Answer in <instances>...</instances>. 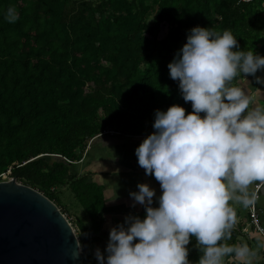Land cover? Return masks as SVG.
Instances as JSON below:
<instances>
[{"label":"trees","instance_id":"16d2710c","mask_svg":"<svg viewBox=\"0 0 264 264\" xmlns=\"http://www.w3.org/2000/svg\"><path fill=\"white\" fill-rule=\"evenodd\" d=\"M10 6L15 22L5 19ZM262 12L264 0H0V181L16 179L56 205L55 189L67 188L89 219L75 224L78 237L91 235L89 250L100 242L105 200L73 171L88 143L107 131L146 137L156 109L191 112L168 69L188 31L230 29L240 48L258 53ZM243 234L239 222L230 242ZM85 260L96 264L89 252Z\"/></svg>","mask_w":264,"mask_h":264},{"label":"clouds","instance_id":"9594fccd","mask_svg":"<svg viewBox=\"0 0 264 264\" xmlns=\"http://www.w3.org/2000/svg\"><path fill=\"white\" fill-rule=\"evenodd\" d=\"M5 19H18L14 6ZM168 69L192 111L180 104L155 110L154 131L135 155L161 193L149 183L129 193L145 214H128L110 228L107 255L95 250L98 264H259L264 226L253 243L230 241L238 207H254L264 185V103L237 79L264 84L256 75L264 72V55L240 48L230 29L195 26ZM193 237L201 253L195 262L189 260ZM77 247L81 253L79 240Z\"/></svg>","mask_w":264,"mask_h":264},{"label":"water","instance_id":"95a60500","mask_svg":"<svg viewBox=\"0 0 264 264\" xmlns=\"http://www.w3.org/2000/svg\"><path fill=\"white\" fill-rule=\"evenodd\" d=\"M89 238L80 253L53 202L16 179L0 181V264H86Z\"/></svg>","mask_w":264,"mask_h":264},{"label":"crops","instance_id":"0c3cea01","mask_svg":"<svg viewBox=\"0 0 264 264\" xmlns=\"http://www.w3.org/2000/svg\"><path fill=\"white\" fill-rule=\"evenodd\" d=\"M259 96L260 94L255 97L257 98L256 102L263 103L259 100ZM144 138L115 134L95 138L89 143V146L87 145L82 159L74 164V172L80 175H89L91 182L101 186L103 189L105 206L100 213V242L93 244L87 250L91 256L94 255V259H96L95 250L97 248L105 256L107 255L106 246L111 227L122 223L128 214L144 216L145 210L143 206L137 203L133 207L134 201L129 195L131 191H138V183H149L151 187L156 189L157 196L161 193L159 182L154 176L146 175L145 169L139 166L138 158L135 155L136 147L139 146ZM259 195L261 199L257 205L259 208L260 226H264V186L261 188ZM73 200L75 201V198ZM77 209V219L83 220L86 227H88L89 219L80 207H77ZM238 215L243 233L245 232L243 239L253 243L257 230L254 226L252 228L250 219L246 217L245 208L238 207Z\"/></svg>","mask_w":264,"mask_h":264},{"label":"rangeland","instance_id":"374dc122","mask_svg":"<svg viewBox=\"0 0 264 264\" xmlns=\"http://www.w3.org/2000/svg\"><path fill=\"white\" fill-rule=\"evenodd\" d=\"M261 16L262 17L264 16V12H262V15ZM165 34H166V27L163 26L160 29L158 38L159 39L164 38L165 37ZM258 53L261 54V55H264V46L261 47V49H260V51ZM256 75L257 76L264 77V72L258 71ZM239 81H240V83L243 86L246 87L245 88V91H247V88H250L252 90V92H253V94H254L255 97H258V94H260V96H259L260 99L259 98L258 99L264 101V96H262V95H264V84H258V83H256L255 78L252 77V76H247V77H244L243 76ZM99 117H101V114H99ZM105 136H109V135H105ZM95 138H98V137H95ZM95 138H93L92 140H95ZM90 142H92V141H90ZM89 143H88V146H89ZM86 149H87V147H86ZM3 178H5L6 181L10 180V178H8V176H6V175ZM55 193H56V196L58 198V203H57V205L55 203L54 204L57 206V208H58V210L60 212L61 211L63 212L62 215H64L65 218L68 221H70L72 227L76 231V236H77V238H78V240L80 242V245H82L85 242L86 239L84 240V239H81L80 237H78V232H77L76 227H75V224L77 223V216H78V209H77V207H80L79 204H78V202H76V200L75 201L73 200L74 199V196L71 194V192L69 190H67V188L57 187V189H55ZM249 209L250 208L245 209L246 210V217H248L250 219V221H251L250 210ZM256 209H257L256 215H257L258 221L260 222L259 208H258V205L257 204H256ZM252 228H253V225H252ZM96 244H98V243H96ZM93 257H94V255L91 256V258H93ZM97 262L98 261H96V263Z\"/></svg>","mask_w":264,"mask_h":264},{"label":"built area","instance_id":"2783aa9c","mask_svg":"<svg viewBox=\"0 0 264 264\" xmlns=\"http://www.w3.org/2000/svg\"><path fill=\"white\" fill-rule=\"evenodd\" d=\"M241 2H250V1H252V0H240ZM113 134H115V135H118L117 133H114V132H105L103 135H113ZM3 180H5L6 181V179L5 178H3ZM264 185H261L257 190H258V192H260V190H261V188L263 187ZM250 217H251V223H252V225L255 227V229L257 230V228H258V226H260V222L258 221V218H257V215H256V211H257V209H256V205L254 206V207H251L250 209ZM68 221V220H67ZM69 222V224L71 225V223H70V221H68ZM71 227H72V225H71ZM73 228V227H72ZM73 230H74V233L76 234V231H75V229L73 228Z\"/></svg>","mask_w":264,"mask_h":264}]
</instances>
